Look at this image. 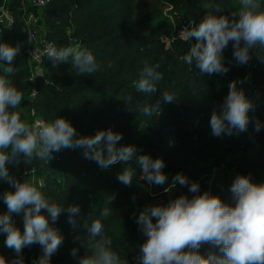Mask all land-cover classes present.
Listing matches in <instances>:
<instances>
[{"label": "trees", "instance_id": "16d2710c", "mask_svg": "<svg viewBox=\"0 0 264 264\" xmlns=\"http://www.w3.org/2000/svg\"><path fill=\"white\" fill-rule=\"evenodd\" d=\"M25 2L7 0L11 22L0 23V43L20 45V52L12 62L15 72L5 73L9 65L0 60V76L11 80L22 92L23 99L16 109L21 119L32 121L31 111L43 122L64 118L76 129L77 138L91 137L111 128L122 134L117 147L133 145L137 149L128 164L118 162L108 169L86 159L83 148H64L53 152L50 160L34 159L30 165L24 163L23 156L18 158L19 163L15 160L6 163L9 175L21 181H28L33 171L41 172L45 178L38 189L50 202L65 208L73 204L80 207L75 228L68 223V213L62 212L53 223L46 210H41L63 237L62 244L50 257L51 264H79L87 254V242L92 239L84 223L90 226L95 220L102 222L105 233L112 238L113 250L121 259L136 264L134 259L147 239L136 221L152 198L159 196L163 205L180 195L191 198L195 193L189 192V186L197 182L200 194L212 192L234 207L230 188L238 175L250 176L256 184L264 183V46L253 49L249 62L241 65L234 58L229 42L223 53L229 70L224 74L202 73L195 62L189 65L183 60L198 41L196 38L185 41L181 37V23L193 22L198 26L209 12L231 16L239 12L240 2L164 0L170 16L150 13L138 18L140 0H49L44 7H32L42 12L43 31L35 27L40 40L52 41L58 48L86 47L104 65V70L80 75L71 58L53 66L44 54L38 64L43 73L35 77L30 65L29 26L26 16L21 14ZM260 3L264 9V0ZM206 4L213 7L207 9ZM145 59L159 63L158 71L163 76L152 94L136 89ZM108 61L113 62L111 69L107 68ZM232 81H237V87L252 105L249 124L245 132L216 137L209 123L211 113L221 110ZM164 91L173 93L175 101L165 103ZM26 99L31 100L29 109L24 104ZM157 101L160 105L156 114L151 117L141 114L140 108ZM257 121L262 125L258 132ZM5 151L10 153L11 147ZM140 155L163 160L162 172L167 176L164 185H150L140 179L143 175L137 159ZM214 166L220 170L209 183L206 173ZM125 167L135 171L131 186L117 179ZM178 173L188 178L189 185L172 184ZM8 191L15 189L7 180L0 179V215L8 211L3 201V194ZM110 197L114 199L109 202ZM105 208L107 216L102 215ZM11 215L23 233V214ZM6 235L0 232V256L12 260L16 253L6 246ZM73 249L75 256L71 254ZM210 252L221 254L210 244L199 249L205 257ZM42 254L39 244L25 247L24 264H33Z\"/></svg>", "mask_w": 264, "mask_h": 264}, {"label": "clouds", "instance_id": "9594fccd", "mask_svg": "<svg viewBox=\"0 0 264 264\" xmlns=\"http://www.w3.org/2000/svg\"><path fill=\"white\" fill-rule=\"evenodd\" d=\"M204 7L213 6L206 4ZM181 35L185 41L190 38L198 41L183 57L184 62L189 65L195 62L202 73L224 74L229 70L223 57L229 42H232L234 58L241 65L249 62L253 49L264 46V9L260 0H240L238 13L216 16L209 12L198 26L185 28ZM19 52V44L0 43V60L9 65L4 69L5 73L15 72L12 62ZM31 55L40 58L37 49ZM45 55L52 60L53 66L71 58L73 68L80 75H93L104 70V65L97 61L93 52L81 45L58 48L49 43ZM112 67L113 62L108 61L107 68ZM159 68V63L152 64L148 59L143 61L136 83L139 92L152 94L157 91L156 85L163 78ZM22 99V92L12 81L0 76V179L7 180L15 189L3 194L8 211L0 215V232L7 234L5 244L16 253L12 260L0 256V264H24L22 250L33 244L43 248V254L33 264H51L50 257L62 244L63 237L41 210H46L53 223L62 212L68 213V223L75 228L80 207L73 204L65 208L50 202L34 183L10 176L6 163L13 160L19 163L18 158L23 156L24 163L30 165L34 159L50 160L53 152L64 148H83L86 159L96 162L101 169H108L118 162L128 164L136 156L137 149L133 145L117 147L122 134L111 128L100 130L91 137L77 138L76 129L64 118L29 125L16 111ZM163 101L171 103L175 101V95L164 91ZM159 105V101L155 105L146 104L140 112L151 117L157 113ZM251 107L244 91L237 87V81H232L221 110L211 113L212 135L220 137L245 132ZM261 127L257 121L255 130L258 132ZM9 147L10 153L5 151ZM137 159L143 172L140 179L150 185L165 184L167 176L162 172L165 167L162 159L153 160L149 155H140ZM134 175L133 168L125 167L117 179L125 186H131ZM172 184L189 185V180L178 173ZM230 191L234 207L208 191L200 194L197 182L189 186V192L195 193L191 198L180 195L166 205L145 207L136 221L147 237L140 246L138 264H264V183L256 184L250 176L238 175ZM111 199L114 197H110L109 202ZM12 213L23 214V233L15 226ZM102 215H108L107 208ZM84 227L92 239L87 242V254L79 264H128L113 250L112 238L105 233L100 220L93 221L90 226L85 222ZM203 244L218 248L221 254L201 255L199 249ZM71 254L75 256L76 249Z\"/></svg>", "mask_w": 264, "mask_h": 264}, {"label": "rangeland", "instance_id": "374dc122", "mask_svg": "<svg viewBox=\"0 0 264 264\" xmlns=\"http://www.w3.org/2000/svg\"><path fill=\"white\" fill-rule=\"evenodd\" d=\"M146 1H148V0H140V2H139L138 10H137L138 18L145 17L150 13L162 14L164 16L165 15L170 16V14H171L170 8L164 4V0H150L149 2H146ZM237 1L240 2V0H237ZM156 3H158V5H155ZM34 16H36V13H34ZM191 27H195V25L192 22L191 23L189 22L188 24H185V22H182L180 34H181V31L184 30L185 28L190 29ZM181 37H182V35H181ZM34 119L35 118H33L32 121L29 119V121H27V123H29V125H33L34 121L36 120V119L35 120ZM219 170L220 169H218L216 166H214L206 173V176L210 177L209 183H211V179L219 173ZM44 178H45V176L41 172L33 171V172H31V174L28 178V181L34 183L37 186V188H39L42 185ZM211 194L213 195L212 192H211ZM152 205H163V201L161 200V198L159 196H157V197L152 198L149 202H147L145 204V207L152 206Z\"/></svg>", "mask_w": 264, "mask_h": 264}, {"label": "built area", "instance_id": "2783aa9c", "mask_svg": "<svg viewBox=\"0 0 264 264\" xmlns=\"http://www.w3.org/2000/svg\"><path fill=\"white\" fill-rule=\"evenodd\" d=\"M49 0H43V2H41V0H26L25 2V6H29L30 7H44ZM28 14V13H27ZM8 21V23L10 24L11 19H6ZM0 21H4L3 19H0ZM26 24L29 26V30H28V38H29V42L31 44L30 48H29V54H30V61L35 64L38 65L40 64L41 60H42V55L45 54V49L47 47V45L49 43H53L52 41H48V40H40L36 30H35V24L37 22L36 17L34 16V14H30L29 16L26 15ZM191 23V22H190ZM193 23V22H192ZM42 44V45H41ZM55 45V43H53ZM56 46V45H55ZM57 47V46H56ZM35 49L38 50L39 56L40 58L37 59L36 57L32 56L31 53L33 51H35ZM34 77H32L31 79L33 80ZM33 95V94H32ZM37 122H41L38 118L34 121L35 125ZM139 256H137L134 259V262L136 264H138V258Z\"/></svg>", "mask_w": 264, "mask_h": 264}, {"label": "crops", "instance_id": "0c3cea01", "mask_svg": "<svg viewBox=\"0 0 264 264\" xmlns=\"http://www.w3.org/2000/svg\"><path fill=\"white\" fill-rule=\"evenodd\" d=\"M35 11L36 10L33 9L32 7L26 5L23 8V10L21 11V14L24 16H26V15L29 16L30 14L36 13L35 17L37 19V22L35 24V27H40L41 31H43V19H42V15H41L42 12L41 11L35 12ZM0 19H3V20L11 19L9 14H8V11H7V0H0ZM30 65H31L32 74L34 77L43 73V70L41 69V67L39 65H35L31 61H30ZM30 115L32 118L37 119V117L35 116L33 111L30 112ZM24 121L27 122V121H29V119H26Z\"/></svg>", "mask_w": 264, "mask_h": 264}, {"label": "water", "instance_id": "95a60500", "mask_svg": "<svg viewBox=\"0 0 264 264\" xmlns=\"http://www.w3.org/2000/svg\"><path fill=\"white\" fill-rule=\"evenodd\" d=\"M0 23H1V22H0ZM0 25H1V24H0ZM24 104H25L26 108L29 109V107H30V105H31V100H30V99H26V100L24 101Z\"/></svg>", "mask_w": 264, "mask_h": 264}]
</instances>
